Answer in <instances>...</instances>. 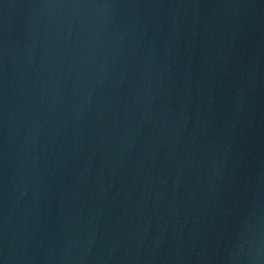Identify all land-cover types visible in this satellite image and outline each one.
Listing matches in <instances>:
<instances>
[{"label": "water", "instance_id": "1", "mask_svg": "<svg viewBox=\"0 0 264 264\" xmlns=\"http://www.w3.org/2000/svg\"><path fill=\"white\" fill-rule=\"evenodd\" d=\"M0 264H264V0H0Z\"/></svg>", "mask_w": 264, "mask_h": 264}]
</instances>
